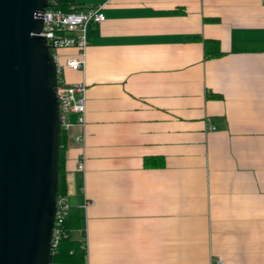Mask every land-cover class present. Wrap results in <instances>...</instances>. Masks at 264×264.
I'll use <instances>...</instances> for the list:
<instances>
[{
  "label": "crops",
  "instance_id": "obj_1",
  "mask_svg": "<svg viewBox=\"0 0 264 264\" xmlns=\"http://www.w3.org/2000/svg\"><path fill=\"white\" fill-rule=\"evenodd\" d=\"M103 12L85 77L63 73L87 83L86 168L71 114L66 196L87 264H264V0Z\"/></svg>",
  "mask_w": 264,
  "mask_h": 264
},
{
  "label": "water",
  "instance_id": "obj_2",
  "mask_svg": "<svg viewBox=\"0 0 264 264\" xmlns=\"http://www.w3.org/2000/svg\"><path fill=\"white\" fill-rule=\"evenodd\" d=\"M48 0H0V264H49L62 125Z\"/></svg>",
  "mask_w": 264,
  "mask_h": 264
},
{
  "label": "built area",
  "instance_id": "obj_3",
  "mask_svg": "<svg viewBox=\"0 0 264 264\" xmlns=\"http://www.w3.org/2000/svg\"><path fill=\"white\" fill-rule=\"evenodd\" d=\"M109 0H106V2ZM105 3L88 5L84 9L64 12L60 9H46L42 14L44 26L42 35L50 47L52 55L58 65V85L57 94L60 104V120L62 130L68 132L73 122L70 120L71 114H76L77 124L82 127V131L75 135V140L80 144L77 168L84 171L86 168V111H87V83L85 78L75 84L67 83L64 79V69L66 67L81 71L85 77L87 66V48L89 39L87 27L90 22H103L106 16L103 12ZM68 49H75L73 53H65ZM215 129L213 124H210ZM91 205L87 201L84 207L87 209ZM69 204L66 197H57V207L55 225L52 238L51 255L49 264H58L53 260L56 247L62 237V222L68 214ZM85 238V237H84ZM84 249L87 250V239ZM221 262V261H218Z\"/></svg>",
  "mask_w": 264,
  "mask_h": 264
},
{
  "label": "trees",
  "instance_id": "obj_4",
  "mask_svg": "<svg viewBox=\"0 0 264 264\" xmlns=\"http://www.w3.org/2000/svg\"><path fill=\"white\" fill-rule=\"evenodd\" d=\"M78 0H48L47 9H60L64 12H71L84 9ZM206 52L210 53L208 49V42H206ZM220 51H214L213 53ZM212 53V54H213ZM68 134L67 131L62 130L61 141L59 148V189L58 198L67 196V150H68ZM84 215L77 207L69 205L68 214L62 222L63 234L56 247V253L53 260L58 264H87V252L84 249L85 238L75 239L71 236V231L79 228L83 223Z\"/></svg>",
  "mask_w": 264,
  "mask_h": 264
},
{
  "label": "rangeland",
  "instance_id": "obj_5",
  "mask_svg": "<svg viewBox=\"0 0 264 264\" xmlns=\"http://www.w3.org/2000/svg\"><path fill=\"white\" fill-rule=\"evenodd\" d=\"M72 238H80V234L78 232H72L71 233ZM86 242V241H85ZM88 244V243H87ZM87 258H88V245H87ZM89 264V263H88Z\"/></svg>",
  "mask_w": 264,
  "mask_h": 264
}]
</instances>
